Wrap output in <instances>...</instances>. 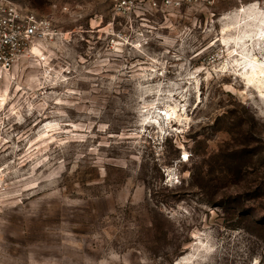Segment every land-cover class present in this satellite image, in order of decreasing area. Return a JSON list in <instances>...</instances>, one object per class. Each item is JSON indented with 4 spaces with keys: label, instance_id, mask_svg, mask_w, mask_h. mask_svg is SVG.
<instances>
[{
    "label": "rangeland",
    "instance_id": "1",
    "mask_svg": "<svg viewBox=\"0 0 264 264\" xmlns=\"http://www.w3.org/2000/svg\"><path fill=\"white\" fill-rule=\"evenodd\" d=\"M13 1L52 31L0 70V264H264V0Z\"/></svg>",
    "mask_w": 264,
    "mask_h": 264
},
{
    "label": "built area",
    "instance_id": "2",
    "mask_svg": "<svg viewBox=\"0 0 264 264\" xmlns=\"http://www.w3.org/2000/svg\"><path fill=\"white\" fill-rule=\"evenodd\" d=\"M138 0H112L113 11L124 15L142 9ZM149 8L168 12L180 9L185 3L197 4L213 0H147ZM52 31V20L25 9L13 0H0V69L11 70L21 55L35 43L36 39Z\"/></svg>",
    "mask_w": 264,
    "mask_h": 264
},
{
    "label": "bare ground",
    "instance_id": "3",
    "mask_svg": "<svg viewBox=\"0 0 264 264\" xmlns=\"http://www.w3.org/2000/svg\"><path fill=\"white\" fill-rule=\"evenodd\" d=\"M253 32L252 36L249 37L248 41L257 42L260 44L258 49L255 48L253 52V62L250 63V68L247 72V80L249 83L261 82L262 76H264V64L258 63V59L256 58L258 53L264 52V19L259 20L253 24V27L250 29ZM263 48V49H262ZM35 51L39 52L37 48H34ZM1 70V69H0ZM3 71V70H2ZM167 114V112H166ZM169 119L171 118V114L168 112L167 114Z\"/></svg>",
    "mask_w": 264,
    "mask_h": 264
}]
</instances>
